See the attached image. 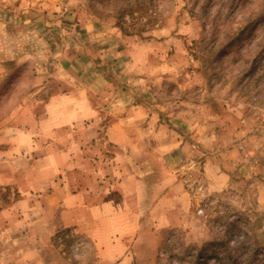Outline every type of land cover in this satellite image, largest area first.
<instances>
[{"label":"rangeland","instance_id":"obj_1","mask_svg":"<svg viewBox=\"0 0 264 264\" xmlns=\"http://www.w3.org/2000/svg\"><path fill=\"white\" fill-rule=\"evenodd\" d=\"M263 20L264 0H0V264L262 260ZM69 91L95 107L85 132L107 138L109 167L150 174L143 186L154 201L135 187L139 225L103 256L65 226L56 190L66 180L39 164L51 139L35 123ZM118 121L128 137L120 146L108 141ZM160 189L170 193L161 205ZM226 238L227 251H203Z\"/></svg>","mask_w":264,"mask_h":264},{"label":"crops","instance_id":"obj_2","mask_svg":"<svg viewBox=\"0 0 264 264\" xmlns=\"http://www.w3.org/2000/svg\"><path fill=\"white\" fill-rule=\"evenodd\" d=\"M79 95L69 91L54 97L44 105V112L35 123V128L40 129L42 134L45 132L51 141L48 143L46 155L41 157L39 164L50 168L48 173L51 171L52 176L64 177L66 180L58 182L60 186L56 190L57 207L63 206L69 216L65 226L86 233L94 241L100 256H103L110 243L111 247L115 246L113 238L117 233L123 236L131 231L130 225L134 223L137 227L139 225V221L133 219L132 201L133 196L137 194L135 187L140 190L144 200L153 202L154 198L143 186L149 181L150 174H146L148 179L139 176L142 170H137V164L124 169L119 165L109 167L106 163L101 149H105L107 138L103 139L100 135L91 136L85 132L87 129L91 131L95 128L92 127L94 124L86 125V119L94 117L96 109L82 101ZM124 131L121 121L113 122L109 128L108 141L119 146L127 144L128 137ZM15 138V140L23 138L20 131ZM123 169L128 172L130 170L128 176L121 173ZM118 175H120L118 186L109 189L107 178ZM172 185L170 187L168 185L167 190L172 192L175 191V187L179 189L180 185L175 183ZM160 193L162 194L157 200L159 205L170 195L167 191L163 193L162 189Z\"/></svg>","mask_w":264,"mask_h":264},{"label":"trees","instance_id":"obj_3","mask_svg":"<svg viewBox=\"0 0 264 264\" xmlns=\"http://www.w3.org/2000/svg\"><path fill=\"white\" fill-rule=\"evenodd\" d=\"M149 6L150 7H154V2L152 1V2H150L149 3ZM127 7H130V6H127ZM128 12H131L132 10H128V9H131V8H125ZM125 10V11H126ZM124 13H122V14H120L119 16H118V23H119V25H120V27L122 28V31H124L125 32V29H124ZM255 19V18H254ZM261 18H259L258 17V19H256V20H250L249 22H248V25L247 26H245V29L247 28V27H249V26H251L253 29L250 31V33L252 34V32L254 31V29H256V27H257V24L259 23V22H261ZM264 21V20H263ZM243 32H244V30H242ZM242 32V33H243ZM237 40V38L234 40V41H232V43L234 44V42ZM231 43V44H232ZM229 245H230V240L229 239H223V240H221V239H218V240H215V241H213V242H211V243H209L208 244V246L206 247V248H204L203 249V251H210V253L211 254H213V255H215L217 252H219V251H223V250H225V251H227V249H229ZM240 246H238L237 248H239L240 247V249L243 247V249L245 250V251H247V253L249 254L250 253V250H251V247H249V246H246L244 243H241V244H239ZM208 248V249H207ZM237 248H236V250H237ZM210 254V255H211ZM256 254V252H251L250 253V255H249V260H246V261H241V260H239L238 259V255L236 254V253H233V252H227L226 253V256H224V257H219L220 256V254H216V260L218 261V263H220V264H260V262H261V264H264V256H263V258H262V260H259V262L258 263H255V260H253V258L256 256L255 255ZM205 258V257H204ZM225 261H227V262H225Z\"/></svg>","mask_w":264,"mask_h":264}]
</instances>
